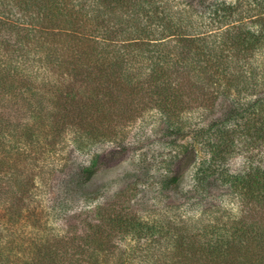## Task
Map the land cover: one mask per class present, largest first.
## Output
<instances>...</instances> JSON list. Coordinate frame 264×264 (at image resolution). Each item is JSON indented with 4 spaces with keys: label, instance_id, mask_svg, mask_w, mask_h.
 <instances>
[{
    "label": "trees",
    "instance_id": "trees-1",
    "mask_svg": "<svg viewBox=\"0 0 264 264\" xmlns=\"http://www.w3.org/2000/svg\"><path fill=\"white\" fill-rule=\"evenodd\" d=\"M153 116L180 200L59 228L40 190L68 149ZM262 148L264 0H0V264H264Z\"/></svg>",
    "mask_w": 264,
    "mask_h": 264
},
{
    "label": "rangeland",
    "instance_id": "rangeland-1",
    "mask_svg": "<svg viewBox=\"0 0 264 264\" xmlns=\"http://www.w3.org/2000/svg\"><path fill=\"white\" fill-rule=\"evenodd\" d=\"M167 154L163 124L155 116L141 118L127 129L121 142L99 144L90 154L69 148L61 168L41 188L42 199L50 211L58 212V227L69 233L86 230L87 223L97 218L98 208L114 202L150 214L180 200L175 193L159 190L158 172ZM252 158L264 167V148ZM93 162L97 174L82 189L80 175ZM246 163L237 157L230 166L237 171Z\"/></svg>",
    "mask_w": 264,
    "mask_h": 264
}]
</instances>
